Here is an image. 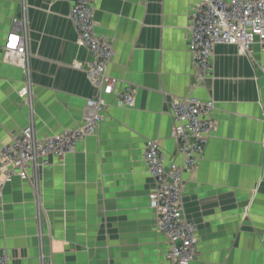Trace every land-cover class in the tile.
Instances as JSON below:
<instances>
[{"label": "crops", "instance_id": "1", "mask_svg": "<svg viewBox=\"0 0 264 264\" xmlns=\"http://www.w3.org/2000/svg\"><path fill=\"white\" fill-rule=\"evenodd\" d=\"M199 2L94 0L96 34L115 52L107 71L116 93L133 90L135 106L106 97L103 122L72 154L4 184L0 247L10 264H171L144 155L154 140L168 162L182 163L170 103L187 97L214 103V132L184 177L183 208L199 238L192 264H264V44L216 47L201 80L188 43ZM71 8V0H0V45L18 20L30 57L26 71L0 53V149L31 124L40 138L81 126L97 96Z\"/></svg>", "mask_w": 264, "mask_h": 264}, {"label": "built area", "instance_id": "2", "mask_svg": "<svg viewBox=\"0 0 264 264\" xmlns=\"http://www.w3.org/2000/svg\"><path fill=\"white\" fill-rule=\"evenodd\" d=\"M71 1L70 16L78 33V42L92 55L85 71L98 94L87 100L81 126L39 138L31 124L19 137L0 149V175L4 177V180L0 179V207L4 184L15 177L27 180L29 168L37 169L46 165L51 156L63 158L72 154L79 142L95 134L104 120L106 97L115 95L120 106H135L133 90L116 93L119 80L107 71L115 52L107 39L96 34L94 0ZM14 25V30L0 45V52L14 66L27 71L30 57L26 37L19 33L18 20H15ZM188 43L196 73L204 80L213 70L212 57L216 47L236 46L240 51L250 52L256 43L264 44V0H200L188 24ZM75 67L82 69L80 64H75ZM261 70L264 75V66ZM29 95L27 88L19 92L25 101ZM213 110L212 101H202L196 97L176 99L170 103L174 122L173 138L182 157L181 164L168 162L158 141L146 142L145 162L157 185L151 195L152 206L156 211L158 228L171 244V264H192L197 256V226L186 216L183 208L184 177L186 172L195 170L214 132L211 119ZM10 262L9 253L0 247V264ZM42 264L51 262L43 260Z\"/></svg>", "mask_w": 264, "mask_h": 264}, {"label": "rangeland", "instance_id": "3", "mask_svg": "<svg viewBox=\"0 0 264 264\" xmlns=\"http://www.w3.org/2000/svg\"><path fill=\"white\" fill-rule=\"evenodd\" d=\"M0 53H3V52H0ZM39 137V136H38ZM40 138V137H39ZM52 264V263H51Z\"/></svg>", "mask_w": 264, "mask_h": 264}]
</instances>
